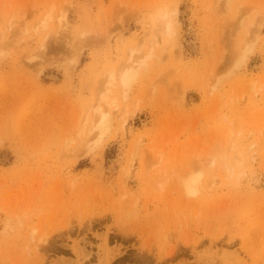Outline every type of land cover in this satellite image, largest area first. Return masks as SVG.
<instances>
[{
    "label": "rangeland",
    "instance_id": "1",
    "mask_svg": "<svg viewBox=\"0 0 264 264\" xmlns=\"http://www.w3.org/2000/svg\"><path fill=\"white\" fill-rule=\"evenodd\" d=\"M0 264H264V0H0Z\"/></svg>",
    "mask_w": 264,
    "mask_h": 264
},
{
    "label": "bare ground",
    "instance_id": "2",
    "mask_svg": "<svg viewBox=\"0 0 264 264\" xmlns=\"http://www.w3.org/2000/svg\"><path fill=\"white\" fill-rule=\"evenodd\" d=\"M167 26L169 27L170 25H169V22H167ZM172 27V26H171Z\"/></svg>",
    "mask_w": 264,
    "mask_h": 264
}]
</instances>
